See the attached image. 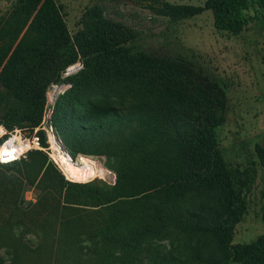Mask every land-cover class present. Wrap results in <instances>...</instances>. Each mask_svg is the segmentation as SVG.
Masks as SVG:
<instances>
[{
  "label": "rangeland",
  "instance_id": "obj_1",
  "mask_svg": "<svg viewBox=\"0 0 264 264\" xmlns=\"http://www.w3.org/2000/svg\"><path fill=\"white\" fill-rule=\"evenodd\" d=\"M20 1L0 0V24ZM165 1L204 6L207 0ZM57 2L72 33L80 28L85 9L95 4L107 17L140 33L133 40L111 44L68 67L48 89L41 124L34 130L21 127L10 138L21 142L20 133L29 137L42 130L48 146L39 149L47 152L68 180L88 187L81 190L111 192L115 214L124 212L119 224L144 232V241L156 252L174 253L193 264H210L199 258L213 260L220 256L217 239L208 228L227 217L221 193L195 187L178 202L153 196H119L113 189L119 174L117 158L105 149L89 150L97 147L94 140H98V132L82 135L74 127L91 101L129 112V129L143 121L145 128H150L153 117H159L162 132L204 136L217 142L245 204L233 228L232 244L250 243L264 235V11L254 12L253 21L234 33L215 27L211 9L172 21L152 11L153 0ZM13 103L0 105V120ZM168 112L173 113L171 121L166 119ZM64 136L77 152L65 145ZM51 137L60 151L78 164L77 175L65 173ZM85 165L88 170L84 172ZM3 168V172L14 171ZM40 192L35 186H27L23 192V207L34 205L31 218L13 226H6L3 220L0 225V255L8 264L55 262L62 202L58 199L44 208L39 202ZM2 207L6 214L5 204ZM110 219L113 225L116 215L113 213ZM67 231L70 240L78 241L75 232ZM64 255L65 264H83L75 254Z\"/></svg>",
  "mask_w": 264,
  "mask_h": 264
},
{
  "label": "trees",
  "instance_id": "obj_2",
  "mask_svg": "<svg viewBox=\"0 0 264 264\" xmlns=\"http://www.w3.org/2000/svg\"><path fill=\"white\" fill-rule=\"evenodd\" d=\"M153 1L152 11L172 21L211 9L215 27L234 33L253 21L254 12L264 11V0H207L204 6ZM79 24L77 32L72 33L57 0H21L1 22L0 105L14 101L0 120L8 130H34L43 120L49 87L68 67L111 44L133 40L140 33L107 17L98 4L85 9ZM165 116L168 121L173 119L172 112ZM158 119L153 117L150 128H145L143 121L129 129V112L113 104L91 101L74 127L82 135L98 132V140H94L97 147L89 150L105 149L117 158L119 174L113 189L119 196H153L178 202L195 187L221 193L227 217L208 228L217 239L220 256L213 260L201 256L199 261L264 264V235L250 243L231 242L245 204L217 142L204 136L162 132ZM38 134L41 146L47 147L44 132L39 130ZM63 141L71 151H78L67 136ZM5 166L14 171H1ZM27 186L40 189L39 202L44 208L58 199L62 202L54 264H65V252L75 254L83 264H193L174 253L156 252L144 241V232L119 224L124 212L115 214L111 192L81 190L88 187L68 180L43 149L34 148L20 159L0 162V205L7 208L5 214L0 207V225L5 220L6 226H13L34 215V205L27 209L21 204ZM113 213L116 219L111 225ZM69 229L76 233L78 241L70 240ZM0 264H8L2 255Z\"/></svg>",
  "mask_w": 264,
  "mask_h": 264
},
{
  "label": "bare ground",
  "instance_id": "obj_3",
  "mask_svg": "<svg viewBox=\"0 0 264 264\" xmlns=\"http://www.w3.org/2000/svg\"><path fill=\"white\" fill-rule=\"evenodd\" d=\"M55 88L52 90L53 94L55 93ZM17 140L8 138L3 144H0V156L7 162L13 161L15 158H19L18 155L24 150L23 144H16ZM52 147L56 151L60 164L63 166V170L69 176H75L80 171V167L76 164L71 156L65 151H60L59 145L56 143L55 139L51 137Z\"/></svg>",
  "mask_w": 264,
  "mask_h": 264
},
{
  "label": "built area",
  "instance_id": "obj_4",
  "mask_svg": "<svg viewBox=\"0 0 264 264\" xmlns=\"http://www.w3.org/2000/svg\"><path fill=\"white\" fill-rule=\"evenodd\" d=\"M15 131L19 132L20 129L15 128L14 130L10 131L6 128L4 124L0 123V144H3L10 137V135L14 134L13 132ZM19 137L21 138L20 140L21 142L17 141V143L23 144L24 150H22V152L18 155L19 158H15L14 160L26 156V153L31 149L41 148V141L37 132H35L33 135H30L29 137H23L22 134L20 133ZM0 162L7 163V161L4 162L1 156H0Z\"/></svg>",
  "mask_w": 264,
  "mask_h": 264
},
{
  "label": "water",
  "instance_id": "obj_5",
  "mask_svg": "<svg viewBox=\"0 0 264 264\" xmlns=\"http://www.w3.org/2000/svg\"><path fill=\"white\" fill-rule=\"evenodd\" d=\"M51 87H53V85Z\"/></svg>",
  "mask_w": 264,
  "mask_h": 264
}]
</instances>
